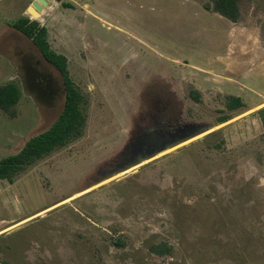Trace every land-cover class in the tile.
<instances>
[{
	"label": "rangeland",
	"instance_id": "1",
	"mask_svg": "<svg viewBox=\"0 0 264 264\" xmlns=\"http://www.w3.org/2000/svg\"><path fill=\"white\" fill-rule=\"evenodd\" d=\"M30 1L0 0V86L21 91L15 107H0V160L48 130L66 101L59 71L11 27ZM49 4L33 20L67 57L88 100L87 123L82 137L14 183L0 180V258L264 264V0H241L237 23L216 13L213 0ZM25 60L51 80L50 98L29 86ZM157 82L163 96L174 89L182 119L217 127L120 173L141 87ZM233 97L246 106L230 109ZM226 114L235 118L218 126Z\"/></svg>",
	"mask_w": 264,
	"mask_h": 264
},
{
	"label": "trees",
	"instance_id": "2",
	"mask_svg": "<svg viewBox=\"0 0 264 264\" xmlns=\"http://www.w3.org/2000/svg\"><path fill=\"white\" fill-rule=\"evenodd\" d=\"M240 1L213 0V9L222 17L237 23L241 17ZM63 5L66 8H73V4L65 3ZM11 27L29 39L40 51L45 61L59 71L67 88L65 105L56 122L48 130L30 139L18 153L0 160V180L8 181L12 184L17 176L24 173L37 161L44 159L56 150L68 146L83 136L87 123L85 107L88 100L70 76L67 57L52 47L49 40V30L46 26L42 25L38 20H31L27 16L19 18ZM191 95L197 102L201 101L197 91H191ZM20 98L21 91L16 84L9 83L5 86H0V107L3 110H10L15 107L19 103ZM245 106L243 99L240 97H233L231 102L228 103L230 109L244 108ZM257 113L263 114L264 118V109L259 110ZM234 118L235 116L232 115H223L219 118L218 124H225ZM220 132L221 129L211 135L215 136ZM216 146L219 147V144ZM165 250L169 251L166 246ZM165 250L160 249L161 252ZM0 264L9 263L0 258Z\"/></svg>",
	"mask_w": 264,
	"mask_h": 264
},
{
	"label": "flooded vegetation",
	"instance_id": "3",
	"mask_svg": "<svg viewBox=\"0 0 264 264\" xmlns=\"http://www.w3.org/2000/svg\"><path fill=\"white\" fill-rule=\"evenodd\" d=\"M39 63V62H38ZM36 63V65L38 64ZM49 64V63H48ZM25 72L28 75V84L31 88H36L40 93L50 98L53 94L51 80L46 79L29 60H25ZM65 87V98L67 97V88ZM145 88L141 87L140 99L131 125L129 127L130 143L125 147V157L132 160L137 153L135 150L147 152L149 148L156 145H168L170 150L179 147L184 143H173L175 137L181 136L182 129L189 124H202L188 122L177 112V96L174 89L168 91L169 95L162 94L163 86L154 83ZM169 88V87H168ZM157 89V90H156ZM156 93L153 95V92ZM150 91V92H149ZM66 100V99H65ZM221 126V125H218ZM132 140V141H131ZM167 152V151H166ZM126 161V162H128ZM124 162V164L126 163Z\"/></svg>",
	"mask_w": 264,
	"mask_h": 264
},
{
	"label": "water",
	"instance_id": "4",
	"mask_svg": "<svg viewBox=\"0 0 264 264\" xmlns=\"http://www.w3.org/2000/svg\"><path fill=\"white\" fill-rule=\"evenodd\" d=\"M53 0H35L32 5L28 8V12L29 14L34 17L36 19H39L41 17V13H43L44 9L46 7L49 6V3L52 2ZM217 126H212V125H207V124H189L186 125L183 129H182V135L175 137L173 143H186L196 137H199L209 131H212L213 129H215ZM213 133V132H210ZM200 140H202L203 138H199ZM158 142L156 141V145H154V147L149 148L147 152H145L144 150H135V153H137V155L130 160L125 167L120 168L123 169L121 172H124L125 170H128L129 168H132L138 164H142L143 162H147L155 157H159V155L165 153L166 151H169L170 148L168 145L165 146H159L157 145ZM118 171V170H116ZM115 175L119 174L114 172ZM115 175H111L110 177H113Z\"/></svg>",
	"mask_w": 264,
	"mask_h": 264
},
{
	"label": "crops",
	"instance_id": "5",
	"mask_svg": "<svg viewBox=\"0 0 264 264\" xmlns=\"http://www.w3.org/2000/svg\"><path fill=\"white\" fill-rule=\"evenodd\" d=\"M34 1H35V0H31V1L27 4V6L25 7V9H24V11H23V13H22V15H21V18H22V17H27V16L30 15L29 12H28V8L32 5V3H33ZM54 3L57 4V0H54ZM49 7H52V4H49V6L46 7V8L44 9L43 13H41V17H40L38 20H40V19H44L43 17H44V15L47 13V10L49 9ZM84 7L89 8V5H84ZM260 105H264V102L260 103ZM258 106H259V105H258Z\"/></svg>",
	"mask_w": 264,
	"mask_h": 264
},
{
	"label": "built area",
	"instance_id": "6",
	"mask_svg": "<svg viewBox=\"0 0 264 264\" xmlns=\"http://www.w3.org/2000/svg\"><path fill=\"white\" fill-rule=\"evenodd\" d=\"M29 17H30V19H31V20H33V19H34V17H32L31 15H29Z\"/></svg>",
	"mask_w": 264,
	"mask_h": 264
}]
</instances>
